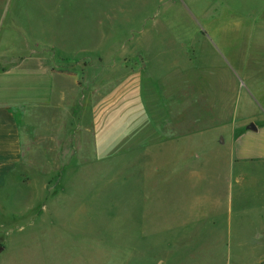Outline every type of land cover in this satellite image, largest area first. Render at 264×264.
<instances>
[{
    "label": "rangeland",
    "instance_id": "374dc122",
    "mask_svg": "<svg viewBox=\"0 0 264 264\" xmlns=\"http://www.w3.org/2000/svg\"><path fill=\"white\" fill-rule=\"evenodd\" d=\"M38 59L77 81L0 193V264L253 261L227 236L264 180L233 207L226 182L234 143H264L241 127H262L264 0H0V72Z\"/></svg>",
    "mask_w": 264,
    "mask_h": 264
},
{
    "label": "crops",
    "instance_id": "0c3cea01",
    "mask_svg": "<svg viewBox=\"0 0 264 264\" xmlns=\"http://www.w3.org/2000/svg\"><path fill=\"white\" fill-rule=\"evenodd\" d=\"M54 67L55 63L48 64L45 60L38 59L34 64L25 66L30 71L24 72L20 78L10 76L9 70L0 72V193L7 192L14 186V178L27 157L31 143H59L56 139L62 130L61 107H58L62 99V83L71 80L76 84L77 78L72 75L65 77ZM261 67V84L264 89V64ZM262 113V127L257 128L252 123L253 117L245 112L241 127L243 129L248 122V132L252 138L260 132L264 136V112ZM48 131L50 136L46 135ZM230 161L226 188L229 187L230 203L233 207L235 201L242 203L241 199L249 193L252 180H257L259 176L264 180V143H234ZM255 164H262V174L251 175L248 171V165L255 171ZM250 205L246 211L255 215L247 226L249 230L236 229L233 232L231 220L230 235L227 237L230 242L251 246V249L245 248L247 253L240 255L256 253L253 254V261L249 263L242 257L241 264H264V202H252ZM237 217L240 218L241 215L237 214Z\"/></svg>",
    "mask_w": 264,
    "mask_h": 264
},
{
    "label": "water",
    "instance_id": "95a60500",
    "mask_svg": "<svg viewBox=\"0 0 264 264\" xmlns=\"http://www.w3.org/2000/svg\"><path fill=\"white\" fill-rule=\"evenodd\" d=\"M3 251V247H0V252Z\"/></svg>",
    "mask_w": 264,
    "mask_h": 264
}]
</instances>
